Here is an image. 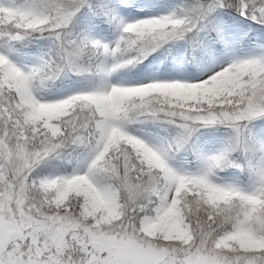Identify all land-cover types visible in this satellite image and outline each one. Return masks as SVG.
<instances>
[{
    "label": "snow or ice",
    "instance_id": "6c2138e0",
    "mask_svg": "<svg viewBox=\"0 0 264 264\" xmlns=\"http://www.w3.org/2000/svg\"><path fill=\"white\" fill-rule=\"evenodd\" d=\"M0 264H264V0H0Z\"/></svg>",
    "mask_w": 264,
    "mask_h": 264
}]
</instances>
